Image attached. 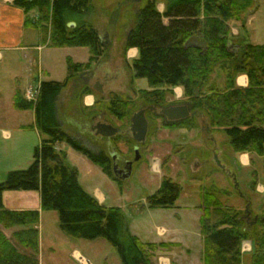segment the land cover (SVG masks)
I'll list each match as a JSON object with an SVG mask.
<instances>
[{
    "label": "trees",
    "instance_id": "trees-1",
    "mask_svg": "<svg viewBox=\"0 0 264 264\" xmlns=\"http://www.w3.org/2000/svg\"><path fill=\"white\" fill-rule=\"evenodd\" d=\"M255 2L165 0L160 13L157 2L148 0L135 13L134 25L126 31L123 41L124 49H138L130 69L135 77L146 79L148 88L137 90L134 98L114 94L107 102L98 98L92 107H86L82 97L92 93V88L81 76L90 72L107 50L92 19L94 0H13L26 15L25 26L37 27L49 46H84L89 57L85 62L67 59L65 78L41 81L34 101L27 100L20 90L14 94L16 109H33L41 140L33 150L30 165L7 172L0 182V227H24L10 238L0 228V264H39L40 212L8 210L2 204L5 190L36 189L40 191L41 209L57 212L59 228L65 234L86 240L104 238L115 248L121 264H156L151 251L163 243H145L132 234L122 209L100 204L80 184L78 170L66 162L65 152L57 149L59 144L67 143L106 175L120 181L106 149L88 147L77 135L63 129L60 110L67 116L79 113L88 120L112 116L125 128L130 125L132 113L140 108L174 104L170 99L174 96L172 90L180 86V103L188 104L193 114L164 121L163 127L195 128L200 114L210 130L224 132L236 153L264 155V44H252L242 33L244 40L238 41L241 36L233 35L230 27L232 21L241 22L243 27ZM33 10L36 17L31 19L27 13ZM162 18L168 22L165 24ZM239 74L248 76L247 87L237 86ZM67 89L72 92L61 102ZM124 136L119 133L113 139L130 144L131 137ZM169 161L170 156L163 159L162 170L169 169ZM235 175L239 182L236 173L232 176ZM255 186L256 181H252L251 188ZM181 192L179 183L164 176L155 193L146 197L145 204H135L133 211L171 208ZM223 194L229 196L232 192L216 184L201 194L203 264H243L245 240L251 241L248 264H264V209L250 212L256 220L248 225L245 209L223 204L219 196Z\"/></svg>",
    "mask_w": 264,
    "mask_h": 264
},
{
    "label": "rangeland",
    "instance_id": "rangeland-1",
    "mask_svg": "<svg viewBox=\"0 0 264 264\" xmlns=\"http://www.w3.org/2000/svg\"><path fill=\"white\" fill-rule=\"evenodd\" d=\"M147 1L148 0H94L95 10L92 16L94 24L102 36L105 34L109 35H106V37L103 38V41L108 42V45L112 43L111 47H107L108 52L105 53L101 59L105 58V60L107 59L109 61V65H105V69L107 72H111L109 78L111 77L113 82L117 81L114 84H128V86H132L135 89L148 87L146 79L135 77L130 66H124L121 63L124 55V34L134 25L135 13L137 10L143 8ZM155 1L157 3L160 1L165 3V0ZM256 5L258 6L255 17L256 19L251 25H249V27L245 26L244 29L249 42L264 41V0H256L255 6ZM17 10L20 11L23 16L24 12L22 13L21 10ZM18 11H16L15 8L0 7V46H6L7 43H10L15 37L22 36L24 45L36 38L37 33L35 32V28L28 26L23 27L20 24L23 17L20 19L21 14H19ZM27 16L34 19L36 17V11L33 10L28 12ZM230 25H238L242 30L241 22L232 21L230 22ZM70 27H74V25H70ZM249 34H254L250 40L248 39ZM43 48L44 49L40 55L39 52L35 50L33 58H35L34 71L36 75L38 55L42 67L49 71L48 75H41V78L44 80L53 79L56 81H62L66 76L67 59L70 58L74 62H85L89 57V50L84 46H43ZM0 52L3 54L2 58L0 57V114L6 113L7 110H9L10 113L16 112L14 110L16 108L13 106V97L16 92V86H24L22 74L25 71V64L28 60V58L24 57V54L27 55V51L7 53L5 50L0 49ZM9 55H11V57H8ZM95 67H98V65ZM124 79L127 80L124 82ZM220 79L218 80L219 83ZM70 91L71 90L69 89L66 91L67 93H63L61 96V102H63V99L65 100V96H67ZM106 97L107 99L105 100L107 102L111 95H107ZM60 111L62 112V110ZM191 114H193L192 111H190L187 116H190ZM79 115V113L70 114V116H73L72 119L67 115L65 116V124H70L68 126L75 131V135L81 132L79 126L73 123V120L76 121L75 116ZM157 116L159 115L152 111L147 112V117L150 120L148 136L139 144L140 146L137 147L138 158H136L134 150V146L138 145V143L134 142L132 139L131 132H126V129H128L129 126L122 128V123L116 120L113 122L115 128L112 134V141L105 140L106 138L101 139V137H95L92 133H86L87 135L85 134V138L78 136L88 147L94 145L95 149H106L113 159V172L118 178H120V181L106 175L98 165H91L93 163H90V161L85 159L83 154L73 149L67 143L61 144L69 153L66 162L79 169V181L84 189L88 192L96 189L103 193L105 196V206L120 207L127 222L131 220L133 224L132 226H136L133 228V231L139 232L140 230H147L149 231L151 238L159 237L157 234V228H170L172 227L173 222L180 219L182 220L181 224L185 222V227L189 230H199L194 217L191 215V212L194 209H188V211L182 209L179 218L176 216L175 211L171 217H168L167 213L170 212L169 208L151 209L144 207L142 210L133 211V206L135 204H145L146 197L155 193L164 176L170 177L173 181L181 185L182 195L179 199L180 203H185V193L189 195L188 200L186 201L189 203H196L192 201H195L199 193L204 189L211 190V184L214 182L212 176L207 175V169H201L199 172L194 173L191 168L193 165L191 167L189 166V163H191L192 157L194 156V154L192 155V145L189 143L197 138V129L167 128V130H160L163 128V123L166 120L163 119L164 121H162ZM18 117L19 116H16V119L13 120L15 123L12 125H15L16 123L26 124L30 122V116L27 114L21 116V118ZM203 120H205L204 117L201 119L198 118V126H200L201 123L208 126ZM8 127L13 128L11 126ZM210 131H215L217 133L216 137L221 139V145H227V143L223 141L226 136L221 129ZM35 133V130H23L22 128L20 131L14 130L11 135L5 136L2 130L0 131V181L5 177L7 171L15 170V167L20 165L18 164L19 162L16 156L24 158L26 154L28 156L32 155L34 148L37 146V144L35 145ZM119 133L124 134V137L126 138L131 137V143L128 144L123 139L122 141L113 139V137ZM230 150L232 153H236L232 150L231 146ZM154 155H156V157H154ZM167 156H170L169 165L171 163L172 166L169 167L167 171L163 170L162 172H158L154 170L153 160L157 158L161 162V160ZM81 160H86L85 162L87 163H82ZM128 162L130 163V169H128L127 166ZM88 166H93L91 171H88ZM23 167L26 168L27 164H24ZM262 168V162L255 164L252 168L242 167L238 172L239 174L236 173L239 182L235 181L230 185L229 190L233 195L229 198H227L228 196L219 195L221 200L224 201L223 203L227 206L239 207L241 199L242 203H244V198H247L253 211L257 213L262 212V209H264V192H259L256 189L258 183L264 186V172ZM252 181H256L254 189L251 188ZM237 183H239L238 189L236 186ZM240 195H242V197ZM166 218H170L172 223L167 221ZM252 220V216L247 218L248 225L252 224ZM59 230L60 228L56 211L49 210L45 213L40 228V233H42L43 239L42 241L45 246L50 239L54 241L59 240L55 235L56 231ZM191 232L192 231H190V234H187L188 237L186 239L192 237ZM81 240L86 243L92 242L91 240L86 239ZM94 242L101 244L97 245L101 249L99 253L100 264H106L107 262L108 264H121L115 248L104 238H98ZM242 249V252H245L242 256L243 264H248L251 247H246V245L243 244Z\"/></svg>",
    "mask_w": 264,
    "mask_h": 264
},
{
    "label": "crops",
    "instance_id": "crops-1",
    "mask_svg": "<svg viewBox=\"0 0 264 264\" xmlns=\"http://www.w3.org/2000/svg\"><path fill=\"white\" fill-rule=\"evenodd\" d=\"M1 8H15L16 11L17 9L21 10L23 13V10L13 4V0H1L0 3ZM157 9L160 13L164 11V3L162 1L157 3ZM258 10V6L256 5L248 14L247 17L245 18L244 25L242 27V30L238 27V25H230L231 27V33L233 35H245L244 29L245 26L249 27L254 21L256 17V11ZM19 14H21L20 11H18ZM23 17V19H22ZM20 19V24L23 27H26L24 24V20L26 19V15L23 13V16L21 14ZM163 22L166 24L168 22L167 18H162ZM35 28V32L37 33V36L34 40L28 42L27 44H23L24 40L21 37H15L10 43H7L6 46H0V49L5 50L7 53L10 52H16V51H27V55L24 54L25 58H28L26 64H25V71L22 74V78L24 79V86H16V90H20L22 93L28 88L29 86H35L40 84L41 81H45L44 79L41 78V75H48L49 71L44 69L41 65L40 57L39 55L43 51V46H49L48 40L43 39V35L40 32V30L37 27ZM241 31V33H240ZM107 34H105L102 38L106 37ZM109 36V35H107ZM254 36V34H249L248 39ZM19 38V39H18ZM244 40V37L238 39V41ZM252 44H264L263 42H251ZM103 44L105 45L104 47H111L110 43L108 45V42L103 41ZM36 51L39 52L38 55V64H37V75L34 71L35 68V58H33V53ZM108 52V48L106 50V53ZM111 53V52H110ZM138 54V49L136 47H130V48H125L124 49V55L122 58V64L124 66H131V60L135 58ZM107 55V54H106ZM3 54L0 52V57L2 58ZM8 57H11L9 55ZM106 63V64H105ZM98 65V67H95ZM105 65H109V61L105 58L100 59L97 63H95L90 70V72L86 75V77H91L92 80L96 79L100 85L95 88L91 86L90 84H87L90 88H92V93H87L84 94L82 97V104L86 107H92L95 101L98 98H103L107 99V95H121V96H129L134 98L135 92L139 89L143 88H137L135 89L134 87L126 85H117L114 84L116 82H113V79L111 77L109 78V72L106 71ZM49 80V79H47ZM53 80V79H51ZM127 79H124V82ZM236 84L239 87L245 88L248 86V76L246 74H239L236 77ZM148 88V87H147ZM146 89V88H145ZM173 93L174 96L171 97L170 99L174 102L175 105L177 104H184L180 103L182 97H183V89L180 86H176L173 88ZM106 97V98H105ZM64 102V99H63ZM173 104V105H174ZM188 106V105H187ZM16 112H9V110L6 111V113L0 114V131L4 133L5 136L11 135L12 132L15 131H20L25 130V129H31L35 130V145L39 144L41 140V135L36 128L35 125V117H34V111L33 109H14ZM152 111V110H151ZM191 111V110H190ZM159 115L157 112L152 111ZM17 113V114H15ZM15 114V115H14ZM29 115L30 116V122L23 124V123H16L15 125H12L13 120L16 119V116H19L18 118H21L23 115ZM103 115V114H102ZM66 114L61 112L60 113V118L62 121V126L63 129L66 130L67 132H71V134H75V131L70 129L68 125L70 124H65L66 123ZM70 119H72L73 116H69ZM76 121L73 120V123L78 125L81 132L77 133V136L84 137L87 135L86 133H92V131L88 128L89 124L94 122L97 119H103L105 121H108L112 124V126H115L113 124L114 118L109 117H103L99 116L98 118H94L92 120H88L85 116H75ZM147 117V116H146ZM159 119L162 121L166 120V117L163 115L157 116ZM198 118H202L200 114H197ZM148 119V128H147V134L146 137L148 136V130H149V124L150 120ZM164 119V120H163ZM8 126H11L13 128H10ZM120 127V126H119ZM115 128V127H114ZM197 129V138L191 141L189 144L192 145V157L191 163H189V166L191 167L195 172H199L201 169H207V175L212 176L213 183L211 184V187H213L214 184L218 186V188H225V189H230V185L233 182H237V177L232 176L233 174L237 173L242 169V167H247V168H252L255 164H259L262 162V170L264 172V155H257L255 152H239V153H232L230 150V146L228 143V140L224 137L223 141L227 143L226 146L221 145L222 141L221 139L216 137L217 133L215 131H210L208 126H205V124L201 123L200 126L195 127ZM131 130V125H129L128 129H126V132L130 133ZM160 130H167V128L163 127ZM159 130V131H160ZM158 131V133H159ZM74 132V133H73ZM86 134V135H85ZM113 134V133H112ZM93 136L95 137H101L106 138L105 140L112 141V135L111 136H102L99 134H94L92 133ZM218 138V139H217ZM92 142V141H91ZM94 143V142H92ZM34 145V146H35ZM33 146V147H34ZM32 147V148H33ZM92 147L95 148L94 145ZM58 149H61L62 151L65 152L66 154V160L68 159V151L62 147L61 144L58 145ZM168 152V151H167ZM231 152V153H230ZM209 155H208V154ZM169 154V153H168ZM211 154V155H210ZM33 155V153H32ZM32 155L26 156L24 158L16 156L18 159V164L15 167V170H19L20 168L24 169L23 167L24 164H27V167L30 165V163L33 160ZM85 159L90 161L86 156H84ZM156 157V155H154ZM82 159V158H81ZM163 160V159H162ZM161 160V162H162ZM82 163H87L85 162L86 160H81ZM161 162L156 158L153 160V169L162 172L161 168ZM90 163H93L90 161ZM89 165V164H86ZM91 165H96V164H91ZM26 166V165H25ZM73 166V165H72ZM172 164L170 163L169 167H171ZM75 167V166H74ZM93 166H88V171H91ZM196 168V169H195ZM78 170V179L80 180V173L79 169ZM102 170V169H101ZM215 170L212 174L211 171ZM11 171V170H10ZM9 172V171H7ZM7 174V173H6ZM5 174V177H6ZM264 175V173H263ZM5 177L2 179L4 180ZM1 180V181H2ZM0 181V182H1ZM80 182V181H79ZM237 189L239 188V183L236 184ZM256 189L259 192H264V186L262 184L257 185ZM98 201L100 204L104 205V200L105 196L103 193L100 191L94 189L89 191ZM203 191L199 193L195 201L196 203H189L188 197L186 193L184 194L185 196V203H180L179 199L182 195L180 193L179 197L175 201L174 205L169 208L170 212L167 213L168 217H171L173 212L175 211L176 216L179 218V215H181L182 209L185 211H188V209H194L191 212V215L195 219V223L198 225L199 230L193 231L189 230L188 228L185 227V222L181 224V219L177 220L176 222H173L172 227L170 228H157L158 229V238H151L150 233L147 230H140L139 232L133 231L136 226H132V221L130 220L128 222L129 225V230L132 234L137 236L142 242L145 243H151V244H160L163 243V246H158L156 249L152 250L151 252L154 255V261L156 264H203V237L200 232V224H199V216H200V203H201V194ZM224 196H228L226 194H223ZM233 194L229 195L227 198L232 196ZM242 197V195H240ZM224 202V201H223ZM2 204L5 209L8 210H38L40 212V219L38 223V232H39V253H38V261L39 264H86L85 260L89 261V264H100L99 260V253H100V248L97 245L96 239L91 240L92 242L86 243L83 242L80 238H71L69 235L65 234L63 231L59 230L56 231V236L59 240H51L46 243V246L44 245V242L42 241V233H40V228L42 226L43 218L45 213H47L49 210H42L41 209V201H40V191L39 190H10V191H4L2 193ZM183 204V205H180ZM224 204V203H223ZM238 208L245 209V216L246 220L248 217H250V212L252 213H257L252 210L250 206V202H248L247 198H244V203H242L241 199V204L239 205ZM53 211V210H50ZM57 215V220H58V214ZM256 217L251 221L253 224L255 222ZM167 221L172 223L170 218H166ZM248 223V222H247ZM249 223V224H251ZM181 224V225H180ZM132 226V228H131ZM2 232L10 238L12 233L14 231H18L20 229H23V226H15L11 228H5L3 226L0 227ZM190 231H192V237L189 239H186L188 237L187 234H190ZM194 236V238H193ZM151 238V239H150ZM80 239V240H78ZM98 239V238H97ZM246 245V247H251V241H243L242 245ZM243 251V249H242ZM245 252H243L244 255ZM98 254V256H97ZM108 264V262L106 263Z\"/></svg>",
    "mask_w": 264,
    "mask_h": 264
},
{
    "label": "water",
    "instance_id": "water-1",
    "mask_svg": "<svg viewBox=\"0 0 264 264\" xmlns=\"http://www.w3.org/2000/svg\"><path fill=\"white\" fill-rule=\"evenodd\" d=\"M101 42L103 40L101 38ZM104 45V44H103ZM105 46V45H104ZM92 86L97 88L99 86L98 81L96 79L92 80ZM147 110H153L158 114H161L166 117L169 121H175L186 117L190 113V108L186 104L180 105H171L167 107H155V106H147L146 108L139 109L135 111L130 119L131 123V134L136 142H143L146 138L147 128H148V120L146 119L145 113ZM90 129L94 132V134H99L102 136H110L114 131V127L108 121L104 120H96L93 124H91ZM136 158H138V148L134 147ZM128 169H130V163L128 162Z\"/></svg>",
    "mask_w": 264,
    "mask_h": 264
},
{
    "label": "built area",
    "instance_id": "built-area-1",
    "mask_svg": "<svg viewBox=\"0 0 264 264\" xmlns=\"http://www.w3.org/2000/svg\"><path fill=\"white\" fill-rule=\"evenodd\" d=\"M37 94H38V89H33L30 87L26 90L25 96L29 100H35L37 97Z\"/></svg>",
    "mask_w": 264,
    "mask_h": 264
},
{
    "label": "flooded vegetation",
    "instance_id": "flooded-vegetation-1",
    "mask_svg": "<svg viewBox=\"0 0 264 264\" xmlns=\"http://www.w3.org/2000/svg\"><path fill=\"white\" fill-rule=\"evenodd\" d=\"M90 77H82L83 82L91 83Z\"/></svg>",
    "mask_w": 264,
    "mask_h": 264
}]
</instances>
